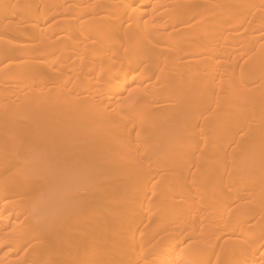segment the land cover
<instances>
[{
    "label": "bare ground",
    "instance_id": "bare-ground-1",
    "mask_svg": "<svg viewBox=\"0 0 264 264\" xmlns=\"http://www.w3.org/2000/svg\"><path fill=\"white\" fill-rule=\"evenodd\" d=\"M0 264H264V0H0Z\"/></svg>",
    "mask_w": 264,
    "mask_h": 264
}]
</instances>
